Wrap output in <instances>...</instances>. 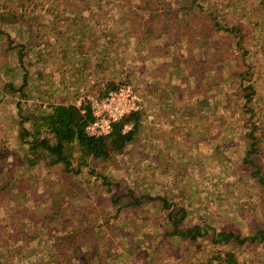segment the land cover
Instances as JSON below:
<instances>
[{
	"label": "rangeland",
	"instance_id": "374dc122",
	"mask_svg": "<svg viewBox=\"0 0 264 264\" xmlns=\"http://www.w3.org/2000/svg\"><path fill=\"white\" fill-rule=\"evenodd\" d=\"M156 1L0 0V220L28 221L36 235L11 263L0 246V264H82L43 241L50 197L105 229V264H209L227 250L240 264H264V241L212 242L215 231L264 229V186L253 175H264V0H212L217 14L249 31L242 54L235 37L194 41L184 29L195 19L192 0H166L171 12L150 19L161 13ZM246 70L249 104L239 91ZM106 80L141 95L136 139L123 153L89 159L77 176L66 178L52 157L28 167L21 119L31 128L53 104L91 101ZM251 141L258 152L247 162ZM121 194L129 206L116 214L111 199ZM182 209L187 216L176 227L171 219ZM191 225L207 233L197 240L174 234Z\"/></svg>",
	"mask_w": 264,
	"mask_h": 264
},
{
	"label": "trees",
	"instance_id": "16d2710c",
	"mask_svg": "<svg viewBox=\"0 0 264 264\" xmlns=\"http://www.w3.org/2000/svg\"><path fill=\"white\" fill-rule=\"evenodd\" d=\"M157 2L160 4L161 13L153 12L149 16L150 19H163L167 15L168 9L169 13L171 12L166 0H157ZM192 5L191 16H194L195 19H188L186 22L188 25L186 24L184 29L195 35V42L200 37L206 39L208 43L214 42L218 37L226 40L235 37V50H237L235 52L242 54L248 40H250L249 31L244 25L233 24V21H228L225 16L222 17V15L217 14L212 0H192ZM172 15L175 18L179 17L177 14ZM214 54L213 61L217 62ZM27 74L28 71L26 70L22 83L24 86L27 84ZM239 76L242 80L239 91L240 93L246 91L244 93L245 102L249 104L253 97L252 93L254 94L253 86L251 84L245 86L244 82L252 80V73L250 70L240 71ZM121 85L115 81L106 80L99 82V88H95L96 90L93 91L97 97L102 98ZM192 96H194V92ZM143 115V110L132 112L116 122L110 134L92 137L85 131L87 123L93 120L91 101L78 105L62 100L58 104L51 105L48 111L35 116L31 128L25 126L27 118L21 119L20 138L23 142L29 143V154L26 156L27 166L35 168L40 164L42 158L52 157L66 178L71 175L77 176L81 173L83 166L88 164L89 159H107L115 153H123L127 146L136 139ZM251 134L252 132L248 136ZM252 138L255 137L252 136ZM258 146V143L251 141L250 149L245 155L247 162H251L253 154L258 152ZM11 163L12 166L22 167L18 161H11ZM253 175L257 176L261 185L264 186V175L260 174L258 170ZM127 196L121 194L111 199L112 203L116 205V214H121L129 206L126 201ZM62 201L63 199H51L50 197L52 205H47L48 216L43 215V220L47 225V236L43 240L44 243L50 245L51 252L57 251L56 254H60L63 259L68 260V263H73V261H69L72 257L80 259L82 264L91 261L102 263L106 260V256L105 252L101 250L102 237L100 234L105 229L89 226L80 212L71 214L67 209H62L59 206ZM132 203H138V199H134ZM186 214L187 212L182 209L180 217L175 216L171 219L176 227L182 224ZM4 217L0 220V246L5 248V259L11 263L17 258L23 257L26 249L36 244V235L33 226L28 221H14L10 214ZM206 233L207 231L203 230L200 225H191L180 231L175 230L174 234H180L184 239L197 240L198 237L204 236ZM260 241H264V229H259L256 233L246 236L226 230L215 231L212 235V242L215 245L225 247L229 244L244 245L248 242L259 243ZM39 258L42 260L41 256ZM209 262H212L211 264H240L233 250L218 253Z\"/></svg>",
	"mask_w": 264,
	"mask_h": 264
},
{
	"label": "built area",
	"instance_id": "2783aa9c",
	"mask_svg": "<svg viewBox=\"0 0 264 264\" xmlns=\"http://www.w3.org/2000/svg\"><path fill=\"white\" fill-rule=\"evenodd\" d=\"M141 107L142 97L138 91L129 84L120 86L102 98L91 100L93 120L87 123L85 131L92 137L108 135L116 122L132 112L140 111Z\"/></svg>",
	"mask_w": 264,
	"mask_h": 264
},
{
	"label": "crops",
	"instance_id": "0c3cea01",
	"mask_svg": "<svg viewBox=\"0 0 264 264\" xmlns=\"http://www.w3.org/2000/svg\"><path fill=\"white\" fill-rule=\"evenodd\" d=\"M107 261H108V259L104 260L102 263H99V262H96V261H92V264H105ZM84 264H89V263H84Z\"/></svg>",
	"mask_w": 264,
	"mask_h": 264
}]
</instances>
